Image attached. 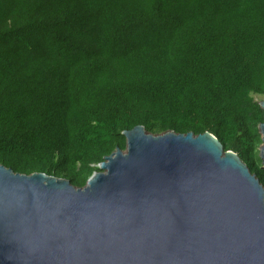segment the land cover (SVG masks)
Masks as SVG:
<instances>
[{"label": "trees", "instance_id": "trees-1", "mask_svg": "<svg viewBox=\"0 0 264 264\" xmlns=\"http://www.w3.org/2000/svg\"><path fill=\"white\" fill-rule=\"evenodd\" d=\"M264 0H0V164L81 188L123 131L213 135L264 189Z\"/></svg>", "mask_w": 264, "mask_h": 264}, {"label": "water", "instance_id": "water-1", "mask_svg": "<svg viewBox=\"0 0 264 264\" xmlns=\"http://www.w3.org/2000/svg\"><path fill=\"white\" fill-rule=\"evenodd\" d=\"M122 134L81 188L0 164V264H264V189L235 153L207 132Z\"/></svg>", "mask_w": 264, "mask_h": 264}, {"label": "rangeland", "instance_id": "rangeland-1", "mask_svg": "<svg viewBox=\"0 0 264 264\" xmlns=\"http://www.w3.org/2000/svg\"><path fill=\"white\" fill-rule=\"evenodd\" d=\"M255 100H257V101H264V97H260V96H255ZM261 146V145H260ZM260 146H259V148H260Z\"/></svg>", "mask_w": 264, "mask_h": 264}]
</instances>
